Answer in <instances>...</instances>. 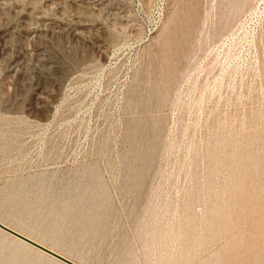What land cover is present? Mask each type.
<instances>
[{"label": "rangeland", "instance_id": "obj_1", "mask_svg": "<svg viewBox=\"0 0 264 264\" xmlns=\"http://www.w3.org/2000/svg\"><path fill=\"white\" fill-rule=\"evenodd\" d=\"M0 222L78 264H264V0H0ZM0 264H61L0 231Z\"/></svg>", "mask_w": 264, "mask_h": 264}, {"label": "water", "instance_id": "obj_2", "mask_svg": "<svg viewBox=\"0 0 264 264\" xmlns=\"http://www.w3.org/2000/svg\"><path fill=\"white\" fill-rule=\"evenodd\" d=\"M0 231L3 232L4 234L14 238L15 240H18L19 242L25 244L26 246L31 247V248L39 251L40 253L48 256L49 258L56 260L57 262H59L61 264H78V263L70 260L69 258L53 251L52 249L40 244L39 242L17 232L16 230H14L8 226H6L2 222H0Z\"/></svg>", "mask_w": 264, "mask_h": 264}, {"label": "bare ground", "instance_id": "obj_3", "mask_svg": "<svg viewBox=\"0 0 264 264\" xmlns=\"http://www.w3.org/2000/svg\"><path fill=\"white\" fill-rule=\"evenodd\" d=\"M18 241V240H17ZM21 243V242H20Z\"/></svg>", "mask_w": 264, "mask_h": 264}]
</instances>
